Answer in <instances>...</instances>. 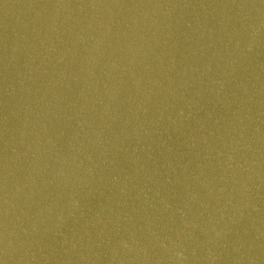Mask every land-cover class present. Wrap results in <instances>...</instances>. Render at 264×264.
Masks as SVG:
<instances>
[{"label": "water", "instance_id": "obj_1", "mask_svg": "<svg viewBox=\"0 0 264 264\" xmlns=\"http://www.w3.org/2000/svg\"><path fill=\"white\" fill-rule=\"evenodd\" d=\"M0 264H264V0H0Z\"/></svg>", "mask_w": 264, "mask_h": 264}]
</instances>
